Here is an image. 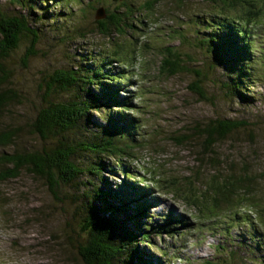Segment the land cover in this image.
Wrapping results in <instances>:
<instances>
[{
  "label": "rangeland",
  "instance_id": "rangeland-1",
  "mask_svg": "<svg viewBox=\"0 0 264 264\" xmlns=\"http://www.w3.org/2000/svg\"><path fill=\"white\" fill-rule=\"evenodd\" d=\"M5 1L7 0H0V3ZM76 1L40 0L44 6H37V18L23 13L19 16H23L32 26L37 24L43 32L49 34L51 22L61 21L60 13L54 6H59L57 8L61 12H68L71 8L75 12ZM10 3L16 4L13 1ZM52 3L54 6H51ZM110 6L117 7V3L111 2ZM16 7H19V3ZM211 7L208 0H162L149 11L151 19L145 18L144 24L136 25L133 31L116 35L113 39L100 36L96 33L97 28L90 37L83 25V34L64 26L66 34L63 41L66 44L56 46L53 50V58L58 57V54L54 56L57 51L65 54L57 60V66L79 67L86 74L84 79L88 82L101 78V83H95L90 92L101 97L104 107L89 113L76 129L66 135L65 143L78 146L81 141L98 142L102 137L115 136L121 145L127 147L129 154L126 156V163L133 170L135 178L123 175L122 167L115 168L116 175L111 176L115 180L117 191L123 193L125 187L130 192L123 193L130 213L136 214L135 210L146 209L151 218L146 221L157 222L158 227L165 228L162 236L151 234V241L141 240L142 236H137L138 247L135 251L138 259L146 264H166L167 257L163 254V247L169 249L168 258L175 264H225L224 254H213L214 249L211 247L213 240L217 242L220 231L217 220L210 226V234H215V237L207 238L203 243L198 242L202 240L203 233L196 229L198 225L204 227L207 223L209 197L215 196L209 183H212L211 177L215 172L223 174L220 184L224 193L220 195L234 190L226 182L228 178L235 176L237 184L247 194L249 203L229 206L217 200L220 207L243 209L236 216H239L243 235L249 241H258L254 240L255 228L264 232V15L258 20L255 34L249 42L252 46L250 60L243 63L251 75L247 92L252 103L241 104L236 102L238 99H232L231 95L220 93L217 71L213 70L210 58L205 53L208 45L201 47L197 40L178 36L173 37L176 42L172 40V30L176 23L185 34L197 35L196 20L208 14ZM123 8L122 6L119 10ZM74 20L72 18L65 22ZM3 38L4 33L0 30V42ZM23 39L27 41V37L24 36ZM61 40L56 36L55 43ZM107 42H113L116 48L123 47V52L126 53L134 48L138 49L139 52L134 56L135 62L127 65L120 62L119 58L112 60L111 53H107L112 60L111 64L103 61V48ZM80 43L83 46L76 50ZM161 45L165 49L167 46L176 49L179 63L175 68H164L163 61L174 62V58L168 57L167 53H160ZM87 50H90L87 53L89 56L99 53V61L85 57ZM48 59L41 53L29 57L23 45L7 60L6 66L10 73L5 69L9 75L0 90V99L7 108L0 114V128L6 127L8 134L16 130L18 124L32 123L38 114L40 100L43 101L42 77ZM53 67L55 66L51 63V68ZM132 67L137 72L133 80L128 75ZM199 78H202L206 89L205 92L197 90L200 94L192 88ZM81 83L56 101L82 98L83 94L80 92L83 89L79 90ZM240 90L246 94L245 89ZM225 100L233 101L226 107L223 105ZM111 104L113 107L109 109ZM234 104L238 105L237 109ZM80 108L83 111L78 112ZM87 109L88 105L83 102L75 109L74 114L79 117ZM132 110L140 111L136 114L139 118L133 120V126L129 120ZM240 111L246 116L242 117ZM220 116L252 120L251 124L259 121V126L249 125L231 132L222 140L211 141L210 145L223 160L219 168L212 170V161L217 164V157L214 159L213 154L206 157L201 147L196 145L195 137L199 136L204 127L207 128V122ZM118 133L122 135L118 136ZM251 133H254V137ZM207 136H201L199 142L206 143ZM34 138V134L25 131L11 145L12 140H3L0 135V162H4V166L10 170L15 168L10 163L12 162L22 172L19 177L0 181V264H85L79 255L75 239L81 234L83 226L92 224L88 208L92 204H98L99 211L109 217L113 215L105 210L103 202L98 198L82 197L83 188L71 190L69 186L62 187L61 196L57 199L46 186V180L44 182L41 177L30 172L29 166L25 164L26 160L23 161V153H36L33 150L37 148ZM105 154L107 157L112 156L109 151ZM74 159L89 167L99 163L115 167L114 161L105 160L99 153L89 150H79ZM208 159L209 171L204 169L199 172V164ZM55 170L58 172V169ZM81 177L82 181H86V175L82 174ZM145 177L147 179L141 180ZM153 177L155 181L150 180ZM103 179L105 176L96 177L98 182ZM173 183L177 186H173ZM182 196H187L201 211L202 203L207 197L204 214L194 216L186 202L179 199ZM136 200H141V205L146 202L148 207L133 205ZM170 208H173L175 214L194 224L179 230L173 222L158 221L161 216L164 218L167 213H173ZM219 219L224 221L227 217ZM144 222L145 219L137 214L136 217H131L123 212V226L119 225V228L129 233ZM169 225L175 228L170 229ZM183 231L186 233L183 234ZM232 233L239 234V226ZM260 245L264 252V242ZM221 247L231 253L235 250L231 243H223ZM238 256H241L240 252ZM227 257L229 261H234L232 255ZM122 259L120 254L117 258L119 264L123 263ZM257 263L264 264V260H258Z\"/></svg>",
  "mask_w": 264,
  "mask_h": 264
},
{
  "label": "trees",
  "instance_id": "trees-1",
  "mask_svg": "<svg viewBox=\"0 0 264 264\" xmlns=\"http://www.w3.org/2000/svg\"><path fill=\"white\" fill-rule=\"evenodd\" d=\"M10 1L16 4H11ZM10 1L7 0L4 3H0V30L4 33L3 41L0 42V90L3 82L9 75L6 71L8 69L6 66L7 60L23 45L29 57L35 54L39 55L40 53L48 58L51 56V62L55 66L51 69L52 72L50 74L45 75L44 72V76L42 77L41 91L43 101L40 100L39 112L38 114L36 112L37 115H35L31 124L33 128L32 134L35 137L33 142L37 144V148L33 149L36 153H23L25 155L23 161L26 160V163H24L29 166L30 172L46 180V186L57 199L61 196L62 187L69 186L71 190H82L83 188L82 197L89 196L93 199L98 198L103 202L105 210H109L113 214V216L109 217L98 210V204L90 205V208L93 210L91 212L89 211V218L90 221L92 218V224L83 226L82 231L80 230L81 234L75 239L78 244L79 255L85 264H119L117 258L120 254L123 257L122 264H138V262L146 264L145 261H140L142 259H138L137 252L135 251V248L138 247V244H136L138 240L137 236H142L141 240L151 241V234L162 236L165 228L158 227L157 225L150 227L147 221L151 218L147 217L143 223L145 227H141L142 225H140L135 231H129L128 233L121 231L119 228V225L123 226L121 223L123 212L131 217H136V214L142 218L148 215V213H143L146 209H137L135 210L136 214L129 212V205L124 201V194L130 192L123 187L124 194L119 193L115 180L111 176L116 175L117 169L115 168L122 167L123 175H130L131 178H135L133 170L126 163V156L129 154L127 147L121 145L115 136L102 137L98 142L81 141L78 146L67 145L65 143L67 139L66 135L76 129L89 113L93 110H102V107H104V104H101L102 99L90 92L91 87L95 83H101V78H96L91 82L89 80L88 82V80L84 79L86 74L84 72L82 73L79 67L75 69L73 67L63 68L57 66V60L65 56L63 52L57 51L54 56L58 54V57L54 58L52 54L55 52L53 50L57 46V43H55L56 36L61 38L66 34L64 26L69 27V25L75 23L82 24L85 32L90 37H92V33L97 28L96 33L100 36L113 39L116 35L133 31L136 25L144 24L145 18L151 19L152 14L149 11L153 10L157 3L162 0H89L87 2L77 0L75 2V12H73L74 9L72 10V8L68 12H59L61 17L62 13L65 14V19H61L58 22H51L50 36H47V33L43 32L37 24L32 26L23 16H19L21 13L29 16L30 10H37V6L43 8L44 5L40 0ZM208 1L212 7L204 17L197 18V35L185 34V32L178 28L176 23L172 30V40L174 36H178L187 40H197L200 42L201 47L208 45V50L205 53L210 58L213 70L216 69L217 71L220 81V93L232 96L231 88L235 86L241 92L240 95L242 97L236 102L251 104L252 98L247 92L251 75L243 63L250 60L249 52L252 51V46L249 42L255 34L258 20L264 15V0ZM111 2H116L117 7H111ZM18 3L19 7L17 8L16 5ZM122 6L124 8L119 10ZM101 7H104L106 10L107 16L105 18L96 16L98 9ZM16 9L17 12H14ZM72 18H75V20L65 22ZM24 36L27 37V41L23 39ZM78 46H81V43ZM168 48L170 50H167ZM175 48H177L176 45ZM175 48L166 47L167 56L174 58V62L163 61V66L167 70L170 67L175 68L179 63ZM236 51H238L237 54ZM103 53H111L112 60L119 58L120 62L131 65L132 61L127 54L120 48H116L113 42L105 43ZM87 56L89 55L85 53V57ZM89 57L99 61L96 54ZM208 71H210L209 66ZM228 78H230V81H228ZM80 83L81 88L79 90L83 89L80 92L83 94L82 98L72 101H56L65 92L70 91ZM87 87L90 89H86ZM192 88L196 91H206L202 78L196 80ZM240 88L245 89L246 94ZM54 95H56L55 98H53ZM232 101L225 100L223 101V105L228 107ZM74 102L75 104H73ZM83 102L88 105V109L85 114H80L79 117H76L74 111ZM233 106L236 109L238 108V105L234 104ZM112 107L113 104L109 106V109ZM41 110L42 112L40 113ZM81 111H83L82 108L78 110V112ZM250 121L253 122L252 120L237 119L236 116L235 118L220 116L207 122V128L204 127L199 136L195 137V143L201 147L206 157H209L210 154L214 155V159L217 157V164L213 160V167L210 169H217L223 164L222 156L220 154L217 155L215 148L210 145V142L222 140L229 136L231 132L248 127L249 125L254 127L259 126V121H255L252 124ZM17 127L19 126L17 125ZM2 129L7 130L6 127ZM23 131L24 128L20 127L18 131L14 130L9 134L6 131L1 136L3 140H15ZM27 131H31V129L27 128ZM205 134L208 135V141L206 143H200L199 138ZM251 135L254 137V133H251ZM49 139L53 140V145L51 146H49L51 144ZM39 146L41 147L39 148ZM79 150H89L99 153L103 159L114 161L115 167H109L101 163L94 165V167H89L77 163L74 157ZM106 151L111 153L112 156L108 155L110 158L105 154ZM10 163L15 166L12 169L14 170L13 175H18L21 170L14 163ZM4 164L2 165L4 166ZM55 169H58V172ZM204 169L209 171V159L207 162L202 161L199 164L198 171L201 172ZM82 174L86 175V181H82ZM98 176H105V179L98 182L96 181V177ZM222 176L223 174L221 172H215L212 175V183H209V188L215 192V196L209 197V200L217 199L218 197L226 199L234 195L235 192L242 190L241 186L237 184V178L232 176L227 179L226 185L234 188V190L229 194L220 195L224 193L223 186L220 184ZM137 205L148 207L146 206V202L143 205L140 203H137ZM248 219L250 220L249 217ZM165 220L168 219L162 217V221ZM216 223L220 225L215 246L216 252L224 254L225 264H237V260L238 264H258V260H264V252L262 251V245H260L264 242V232L262 229L255 228L254 240H258L255 242L249 241L243 235V226L239 216H236L234 221L227 217L224 221L221 219L217 220ZM136 224L139 225L140 223ZM236 226H239V234L237 235L232 233V230ZM169 228L174 229L175 227L169 225ZM223 243H231L235 248L234 252L225 251L221 247ZM162 251L164 255L169 256V249L167 247H163ZM239 252L240 257L238 256ZM229 255L233 256V262L228 260L227 256ZM165 263L175 264L170 257L165 260Z\"/></svg>",
  "mask_w": 264,
  "mask_h": 264
},
{
  "label": "bare ground",
  "instance_id": "bare-ground-1",
  "mask_svg": "<svg viewBox=\"0 0 264 264\" xmlns=\"http://www.w3.org/2000/svg\"><path fill=\"white\" fill-rule=\"evenodd\" d=\"M52 5L54 6V4L52 3ZM54 7H56V9L59 11V12H61L60 10H59V8H57V7H59V6H54ZM37 12L34 10V9H31L30 10V14L32 15V16H34V17H38L37 16V14H36ZM97 16V15H96ZM98 17V16H97ZM100 18V17H99ZM61 19H65V14H63L62 13V17H61ZM58 22V21H57ZM69 27L70 28H72V29H74L75 31H78V32H81L82 34H83V31H82V24H78V23H75V24H72V25H69ZM51 34L49 33V34H47V36H50ZM65 38V34L60 38V39H62L61 41H59V42H57V47H62L64 44H66L64 41H63V39ZM173 42H176L175 40H173ZM176 46H177V44H175ZM83 45H81V46H78L77 48H76V50H78V49H80L81 47H82ZM122 51H123V47L122 48H120ZM128 49H130L129 47H128ZM92 50H94V49H92ZM167 50H170L169 48L167 49ZM235 50H237L236 48H235ZM90 52V50H87L85 53H89ZM136 52H139V50L138 49H136V48H134V49H132V51L130 52H128V53H126L127 54V56L130 58V60L132 61V62H135V53ZM210 52H211V50H210ZM237 52L238 51H236V54H237ZM160 53H162V54H166V49H165V47L163 46V45H161V50H160ZM97 54H99V53H96V55ZM98 56V55H97ZM103 61H105L106 63H109V64H111V61L112 60H110L109 59V56H108V54L107 53H104L103 54ZM51 56L49 57V59H48V63H46V70H45V73H46V75H48V74H50L52 71H51ZM7 71L10 73V71L7 69ZM121 74H123V73H121ZM128 75H129V77L133 80V78H134V76H136L137 75V72L134 70V67H132L129 71H128ZM7 78V77H6ZM228 81H230V78H228ZM110 85V84H109ZM86 89H90V88H86ZM91 90V89H90ZM231 90H232V96H233V99H239V98H242L241 97V95H240V91L234 86V88H231ZM107 92L108 93H110V90H107ZM237 93V94H236ZM239 94V96H237ZM101 98V97H100ZM7 108V105L6 104H4L3 102H2V100L0 99V113H2L4 110L3 109H6ZM140 111H138V110H132L131 111V113H130V117H129V120H130V123H131V126H133V120L134 119H137V118H139L136 114H138ZM241 112V111H240ZM248 113H249V110L247 111ZM241 115H242V117H245L246 115L244 114V113H242L241 112ZM31 124L32 123H30V122H28V123H25V124H18V126L19 127H17L16 128V130L15 131H18L19 130V128L21 127V128H24V131L22 132V133H24L25 131H27V128L28 129H31V131H28V132H30V133H33V128H32V126H31ZM6 131H8V130H5V129H2V128H0V135H2V134H4ZM119 135H122V134H120V133H118V136ZM17 139V138H16ZM16 139L15 140H12L13 141V143L11 144V145H13L14 143H15V141H16ZM50 141L49 142H51V144L49 145V146H51V145H53V140H51V139H49ZM34 141V140H33ZM2 164H4V162H0V181H4V180H7V179H10V178H16V177H19L20 175H21V173L22 172H20L18 175H13V171L14 170H10V168H8V167H5V166H3ZM37 175V174H36ZM6 176H8V178L6 177ZM159 180H162V179H160L159 178ZM173 186H177V184L176 183H173ZM179 199H183L185 202H186V204L190 207V209L192 210V214L194 215V216H198V215H202V214H204V212H205V205H206V203L208 202V200H207V198L206 199H204V201H203V203H202V211L201 210H199L195 205H193V203H192V200H190L187 196H182L181 198H179ZM217 200L219 201V202H224V203H226V204H228L229 206H235V205H238V204H240V205H247V204H249L248 203V197H247V194L243 191V190H239V191H237V192H235V194L234 195H231L230 197H228V198H226V199H224V198H215V199H212V200H209V216L207 217V219H206V225L204 226V227H201L200 225H198L197 226V230H199L200 232H202L203 233V236H202V240L201 241H198L199 243H203L205 240H207V238H210V226L216 221V220H218V218H226V217H229L230 218V220H232V221H234L235 220V218H236V214L238 213V212H240L241 210H243V209H238V208H234V209H230V208H221L220 207V205L218 204V202H217ZM141 200H136V201H133V205L134 204H136L137 205V203H139ZM253 206V205H252ZM252 206H250V207H252ZM150 208V207H149ZM172 211H173V213H167L166 215H165V217L168 219V220H165L164 222H173L174 224H175V227H179V230H181V229H184V227L185 226H192L194 223L192 222V221H190V220H188V219H186V218H184L183 216H181V215H179V214H175L174 213V210H173V208H170ZM238 209V210H237ZM88 210L91 212V211H93L92 210V208H88ZM149 209H147V211H148ZM237 210V211H236ZM109 211V210H108ZM110 213H111V211H110ZM233 213H235L234 215H233ZM112 214V213H111ZM145 214H146V212H145ZM113 215V214H112ZM146 217H147V215H146ZM145 216H143V218L145 219L146 218ZM148 218H149V215H148ZM180 220V221H179ZM158 221H162V217H160L159 218V220ZM156 223L157 222H148V225L150 226V227H152V226H156ZM139 224V223H138ZM142 227H145V225H142ZM144 229V228H143ZM144 230H146V229H144ZM150 230V229H149ZM146 231H148V230H146ZM149 232V231H148ZM150 233V232H149ZM186 233V231H183V234H185ZM174 240V242H175V239H173ZM243 245V244H242ZM243 247V246H242ZM245 247V246H244ZM242 249H247V248H242ZM246 254V253H245ZM242 256H244V254H242ZM166 257L168 258V255H166Z\"/></svg>",
  "mask_w": 264,
  "mask_h": 264
},
{
  "label": "water",
  "instance_id": "water-1",
  "mask_svg": "<svg viewBox=\"0 0 264 264\" xmlns=\"http://www.w3.org/2000/svg\"><path fill=\"white\" fill-rule=\"evenodd\" d=\"M105 11H106V10H105L104 7L99 8V9H98V12H97V16H98V17H103V18H105V17L107 16ZM89 225H91V224H89ZM82 228H83V227H82ZM82 228H81V231H82Z\"/></svg>",
  "mask_w": 264,
  "mask_h": 264
}]
</instances>
